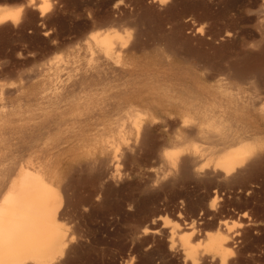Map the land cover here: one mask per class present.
Listing matches in <instances>:
<instances>
[{"label":"rangeland","instance_id":"rangeland-1","mask_svg":"<svg viewBox=\"0 0 264 264\" xmlns=\"http://www.w3.org/2000/svg\"><path fill=\"white\" fill-rule=\"evenodd\" d=\"M38 1L0 0V6L12 9L21 6L16 21L6 20L0 23V168L8 161L11 147L9 133L13 127L23 123L36 125L37 122L42 125L46 118L58 117L56 119L59 120L60 116V120L66 118L65 124L62 125L64 127L57 130L46 127L42 128V131L40 128L38 135L22 148V154H26L29 162L28 171L31 173L44 175L45 172L51 173V170L59 171L65 162L80 160L84 155L101 157L103 154L98 152L100 146H106L108 149L114 146L110 150L117 149L114 153L120 154L122 145L132 136L131 119L138 113L137 109H142L139 102H162L164 97L173 100L172 95L175 93L161 90L162 85L168 84L169 88L175 87V90L189 85L195 89L194 96H199L204 103H208L207 106V103L201 101L204 105L201 103L198 108H193L190 105L196 101L188 99V107H183L184 110L179 106H170L171 110L173 109L168 117L170 123H179L183 114L189 115L191 119L189 116L188 119L193 121L188 120L187 124L207 122L206 115L212 116L213 119L220 116V120L208 122L225 123V126L229 127L227 132H232L234 136L241 134V138L255 148H264V111L261 115L255 113L249 116H241L239 113L240 118L231 119L223 107L213 109L215 104H211L209 94L212 92L215 96L219 95L216 90L217 80L206 79L202 70L206 64L204 62L210 58L216 60L222 55L228 56L232 53H239L240 57L242 54V57L251 59V63H257L260 59L262 60L259 62H264V41L259 47L254 45L261 33L264 0H50L42 13V5H39ZM104 37L113 42L116 40L119 44L122 41L123 47L135 40L142 47L144 45V50L121 53L123 62L116 63V69L119 65L118 72L123 73L115 74L110 72L107 65H103V69L94 71L96 75L91 61L88 62L89 56L94 55L91 53L93 49L103 45L101 40ZM166 39H171L170 43L173 41L171 45L173 44L175 53L167 52L156 44L158 42L161 47H165ZM188 47L193 52H186ZM205 55H209L206 57H210L209 60L204 59ZM212 56L217 57L213 59ZM104 69L108 72L105 73ZM88 71L89 75L93 74L96 79L93 77L92 80L93 78L83 73L88 74ZM129 71L135 73H127ZM54 74H58L63 80L65 89H60V92L63 91L65 96L62 98L63 105L50 107L46 102L39 103V95L50 91L47 89L48 78ZM163 76L166 78H162ZM23 77L29 80L22 81ZM75 79L78 80L77 83ZM127 79L128 81H125ZM82 88L88 95L89 107L94 105L91 101H108L110 95H113L117 101H122V98L126 100L122 102L129 106L125 110L128 115L121 120L109 116L108 111L113 107L112 99L109 98L111 103L108 107L102 106L101 103V106L99 105L101 121L93 124L90 120L91 125L72 124L68 121L72 115L65 100ZM148 90H151L149 94ZM39 91L41 94H38ZM234 92L235 90H230V93ZM116 93L118 94L115 95ZM160 93L169 96H162ZM141 94L143 95L140 96ZM209 105L212 111L207 109ZM201 106H204L202 110ZM186 110L187 112H184ZM224 116L229 120L222 119ZM16 117L19 118L18 123L12 122L11 119ZM63 128L64 130H61ZM170 140L166 138V141H161L159 144L163 145L165 142L167 145H158L152 151L143 146L135 159H131L129 155L121 156L124 159L119 161L120 166L118 163L119 173L116 177L119 181H107L101 190V183L96 175L76 170L71 173V184L67 192L65 191L71 200L69 199L68 203V214L62 222L65 233L71 236L66 237L74 246L70 253L62 255L63 262L60 264H264V158L263 164L260 163L259 168H255L256 172L253 170L244 181L228 184L220 179L210 183L204 180L203 182L200 178L174 179L165 165L167 162L159 154H162V151H170L173 147ZM197 140L195 145L201 150V159L211 160V152L215 147L209 141ZM207 144L211 146L208 147ZM62 147H70L69 156L59 155ZM145 148L146 150H143ZM158 148H162L161 152ZM2 198L0 194V204H3ZM144 227H156L158 234L144 235L141 232ZM183 236H187L193 247V253L190 255L185 251L181 238ZM213 236L225 237L227 240L233 236L228 248L224 249V255L211 249L209 244Z\"/></svg>","mask_w":264,"mask_h":264},{"label":"bare ground","instance_id":"bare-ground-1","mask_svg":"<svg viewBox=\"0 0 264 264\" xmlns=\"http://www.w3.org/2000/svg\"><path fill=\"white\" fill-rule=\"evenodd\" d=\"M28 1L32 2V0H28ZM38 2H39V5H42L41 11H40L42 13L48 7L50 0H39ZM30 4H32V3H30ZM263 6H264V4H263ZM20 7L21 6L19 5L18 7L12 9V8H9L6 6H0V21H2V22L6 21V20L16 21L18 18V14L20 12ZM260 12H262V11L260 10ZM260 30H261V33H260L259 39L257 42H254V45L256 47H259L264 41V17H263V20L261 21ZM131 33H133V32H131ZM135 34H136V32H135ZM225 36H226V34H225ZM156 40H158V39H156ZM170 40L169 39L165 40L166 44H164L165 45V47L163 46L164 48L161 47L158 44V42H156V41L155 42L158 45V47H160L164 50H167V52H172V53L174 52L175 53V50H173V47H172L173 44L171 45V43H173V41H171V43H170ZM115 41L113 42L112 40H108L107 37H104V39L101 40V43L103 45L99 46L95 50L93 49L91 51V53L93 52L94 55L89 56L88 62L91 61V63H92L93 72L95 70H99V68L101 69L103 65H107L106 67L110 68V72L111 71L115 72V74H118L120 72L123 73V71L118 72L119 71V69H118L119 65L117 68L118 70L116 69V63L122 61L124 58V57H122L121 53L129 52L131 50H144V45L142 47L135 40H132V41L129 40L130 43L128 42L127 46L125 45L126 47L122 46V44H121V43H123L122 41L120 42V44L118 42H115ZM227 42H228V40H227ZM251 42H253V41H251ZM199 45H201V44H199ZM250 45H251V43H250ZM97 46L98 45H96V47ZM248 47H250V46H248ZM202 49H203V47H202ZM185 50H188L186 52H190L191 49H190V47H188ZM191 51L193 52V50H191ZM194 52H195V50H194ZM213 53L215 55V52H213ZM191 54L197 55V53H191ZM219 54L221 56V53H219ZM209 55H213V54H209ZM209 55H205L204 59L209 60L210 57H208V59L206 58ZM216 55L218 56V54H216ZM239 55H240L239 53H232V55L230 54L228 56H224V55H222L221 57L219 56L222 59H220V58L216 59L217 56L216 57L214 56L215 58H213V56H212V58L216 59V60H212L210 58V60H212V61H210V60L207 61L208 65H206L207 62L205 61L204 63H206V64L203 65V67H202L203 68L202 69L203 70V76L206 79H208V80L216 79L217 80V85H216L217 89L216 90L218 91L219 95L215 96L212 94V92L210 93V91L207 90V92L210 93L209 97L212 101L211 104H215L212 106L213 109L214 108H216V109L221 108L222 109V107H223L224 109H226L228 111L227 114L229 117H232L231 119H233L234 117L240 118L242 115L249 116V115H252L255 113L261 115V113H263V111H264V108H263V106H264V62L263 61L259 62L262 59H260V60L257 59V60H259V61H257V63H255L256 61H254V63H251V62H253L251 59H250L251 60V62H250V60L248 58L246 59V58L242 57V54H241L242 58ZM260 56H261V54H260ZM260 56H258V57H260ZM218 59H220V60H218ZM125 61H127V60H125ZM204 63H202V64H204ZM126 64H128V62ZM69 69H71V68H69ZM105 69H104L105 73L108 72ZM130 69H135V68H130ZM126 70H128V68ZM102 71L103 70H101V72ZM132 72L129 71L127 73H132ZM38 73H39V71H38ZM83 73L86 75L90 74V72L88 74L85 72H83ZM94 73L96 74V72H94ZM133 73H135V72H133ZM103 74H104V72H103ZM35 76H36V74L33 77H35ZM81 76L83 77V75H81ZM130 76H132V74L129 75V77ZM27 77L30 78L29 75ZM33 77H31V78H33ZM93 77L95 78V76L92 74V76H90V78H93ZM28 78L23 77L21 80L23 81V79H28ZM94 78L92 80H94ZM100 78L102 80L105 79L104 77L103 78L100 77ZM162 78H166V76H163ZM151 79H153V78H151ZM76 80L77 79H75V81ZM163 80H165V79H163ZM77 81H76V83H77ZM125 81H128V79ZM133 81H135V80H133ZM79 82H81V81H79ZM143 82L145 83V81H143ZM48 83H49V87L47 89H49L50 91L45 92L44 94H41V92H43V90H41V92L40 91L38 92V94H41V95H39V103L46 102L50 107L56 106L59 104L63 105L62 104V100H63L62 98L65 96V93H63V91H64L63 89H65V88H63V80L60 79V76H58V74H54L53 76L48 78ZM127 83L128 82H126V84ZM131 83H132V80H131ZM141 83H142V81H141ZM137 84H138V82L136 83V85ZM156 84H157V82H156ZM127 85H130V84H127ZM168 85L167 86L162 85L163 88H161V90L162 89H163V91L166 90V93H167V91L172 92L171 94L175 93V95H172L174 98L173 100H172V98L170 99V98L164 97L162 102L159 101V102H153L152 103L150 101L148 102L145 100L143 103L139 102V103H141L142 109H140L141 107L139 109H137L138 113L134 114L133 118L131 119V123L133 124V126H130L132 136L130 137L129 141L125 142L122 145L121 151L119 150L120 154H119V152H118V154L114 153L115 150H116L115 152H117V149H114L113 151L110 150L114 146L113 147L111 146L110 149H108L106 146H100L98 152L100 154H103L101 157L95 156V155H90V156L85 157V155H84L85 152H84V154H83L84 156H82L84 158H81L82 160L81 159L75 160V161L74 160H72V161L68 160L69 162H67V163L65 162V164H63L64 165L63 168L60 167L61 170H59V171L58 170H51V173L49 172V174L45 172L44 175H46V177L43 174L31 173L30 171H28L30 169L29 162L26 159V154H22V148L27 146L26 143H29L34 137H36L38 135V130L40 128H41L40 129L41 131H42V128L46 129V127L52 128V130L53 129H56V130L60 129L61 127H64L62 125H63L66 118L64 120H62V119L60 120L61 116L59 117V120H57L58 117H55L54 119L46 118L44 120V122H42L43 123L42 125L39 124V122H37L36 125L31 124V123H28V124L23 123L25 125L20 124V126L16 127L17 130L15 127H13V129L10 130L9 142H10L11 147L9 149L8 161L5 165H3L0 168V194L3 197L2 198L3 204H0V264H60L61 262H63V261H61L62 255L65 253L67 254L71 250V248H73V246H74V245H71L70 239L67 238L70 234L68 235V234H66L67 232L65 233L64 228H63L64 222H62L64 217L68 214L67 208H68V203H69L70 198L67 197L68 194L66 193L67 192L66 190L68 189V187H70V184H71L70 180L71 179L69 180V178L72 176L71 173L74 170L80 171V172L82 171L84 173H87L88 175H93V176L96 175L95 177L100 180V183H101L100 190H101L102 185L104 183H106L107 181H111V183H114L115 180H118V179H116L117 173H119L118 163L120 166L121 158L124 159V157H121V156L129 155L131 159H133V158L135 159L136 154L139 151H142L141 149L143 146L144 147L146 146L149 151H152L156 147H158V145L164 147L165 142L163 143V145L159 144V143L161 141H166V138H170L171 140L169 142H171L173 144V147L170 149V151H162V154L161 153H159V154L162 155L164 160L167 162V163H165V165H167L166 167L170 171V174L172 175V177L174 179L196 178V180H197V178H200V179H202V181L203 180L206 181V183H210V181L213 182V180L220 179L223 181V183L229 184V183H235L238 181H244L250 176V174H252V171L255 170V168L258 167L260 165V163H262V160L264 158V151H263L264 148L261 146H259L258 148H255L253 145H251L250 143H247L243 138H241V134H237L236 136H234V134L232 132H227L229 127L225 126V123H223L224 124L223 125V124H221V122H214V123L208 122L209 120H217V119L220 120L221 119L220 116H217V118L213 119V118H211L212 116L206 115L205 118H206L207 122H202V123L199 122L196 124H194V123L187 124L186 121H188V120L190 121L191 118L188 115L190 118V119H188L187 114H183L184 116L182 115L183 116L182 118L179 116L181 118L179 123L178 122H177V124L176 123H173V124L170 123L168 121V119H169L168 117L171 116V113L173 110V109L171 110L170 106L174 105L176 107L179 106L180 108H183L187 105V107H188V104L186 103V101L188 99H192L193 101H196V102L191 103L190 106L193 108H198L203 101H202V98H199V96H198V98H197V96H194L195 94H193V93H194L195 89L193 87L191 88L189 85H186L183 88L179 87L180 90H175L174 89L175 87L173 89L171 87L169 88ZM68 86H69V84H68ZM123 87L125 88L126 86L123 85ZM27 89H29V87ZM60 89H62L63 91L60 92ZM154 89H155V87H154ZM230 90H235V92L230 93ZM149 91H151V90H148V94L150 93ZM118 92H120V90ZM140 92L138 91V93H140ZM145 92H147V91H145ZM156 92H159V91H156ZM156 92L154 93V95L156 94ZM160 92H162V91H160ZM117 94L118 93H116L115 95H117ZM142 95L143 94H141L140 96H142ZM166 95H168V94H166ZM166 95H162V96H166ZM196 95H198V94H196ZM129 96H131V95H129ZM162 96H159V97L162 98ZM87 97H88V95L84 91V88H82L79 91H77V93L71 94V97L66 98L65 101L67 102L68 107H70V110H71V113L70 112L69 113L72 115L71 117H69L70 119H68V121L71 122L72 124H75V125H79L82 123L87 124L90 122V120H92L93 124H94V123H97L99 120L101 121L102 117L100 116L101 114L99 111V105L100 106H101V104H102V106L109 105L111 103V100H109V98L112 99L111 104L113 105V107L110 110L108 109L109 111L106 110V112L107 111L109 112V116L116 117L117 119L121 120V119H123V117L128 115V111L126 112L125 110L129 106L124 103L126 100H123V98H122V101H124V102L115 100V96H113V95H110V97L108 95V97H109L108 101H103V102H99L97 100H95L94 102L91 101L92 103H94V105H92V107H89L88 105L90 103L88 102L89 100L87 101ZM118 97H119V95H118ZM147 97H149V96H147ZM150 97H151V95H150ZM124 99H126V98H124ZM145 99H147V98H145ZM131 100H132V98L130 99V102H131ZM137 102L135 104H137ZM206 103H204V104H206ZM129 104H131V103H129ZM207 106H208V103H207ZM137 107H138V105H137ZM202 107H204V106H201V110H202ZM207 109L211 110L210 105ZM224 109L222 111H224ZM179 110H181V109H179ZM183 110H184V108H183ZM179 112H182V111H179ZM184 112H187V110ZM215 113H217V112H215ZM223 113H225V112H223ZM239 113H240V115L241 114L242 115L240 116ZM70 114L67 113V115H70ZM199 114H201V113H199ZM204 114H205V112H204ZM144 116H145V118H144ZM196 116H197V113H196ZM100 117H101V119H100ZM186 117H187V119H186ZM226 118L227 117L222 118V119H226ZM173 119L176 120L177 118H173ZM227 119L229 120V118H227ZM227 119H226V121H228ZM110 120H111V118H110ZM239 120H241V119H239ZM11 121L14 123L15 122L18 123L19 118L16 117L13 120L11 119ZM103 121H105V120H103ZM190 122H193V121H190ZM90 125H89V127H90ZM68 127H69V125H68ZM123 129H125V128H123ZM61 130H64V128ZM77 131H78V129H77ZM43 132H45V131L43 130ZM95 132H97V131H95ZM57 133H59V132L57 131ZM49 134H51V133H49ZM62 135H60V136H62ZM64 136H66V135H64ZM89 138H91V137H89ZM197 139L209 141L211 143V145L213 147H215L214 151H213V149H211L213 151V152H211L213 155V158L211 160L209 159V160L204 161L203 159H201V155H202L201 150L198 147H196V145H195V140H197ZM198 140H197V142H198ZM36 143L38 144V142H36ZM74 144H76V143H74ZM112 144H114V143H112ZM197 145H199V143ZM211 145H208V147ZM35 146H37V145H35ZM77 147H76V149H77ZM83 147H84V143H83ZM69 148L64 147L63 149H61V153L59 152V155L62 154V157L67 156L68 152L70 151ZM143 150H146V148ZM156 150H155V152H156ZM161 150H162V148H161ZM161 150L159 149V152H161ZM71 151H72V149H71ZM0 152H1V150H0ZM74 154H76V153H74ZM88 154H89V152H88ZM77 155L78 154H76V156ZM75 158H77V157H75ZM139 159H140V157H139ZM56 161H58V160H56ZM162 167H164V166H162ZM255 172H256V170H255ZM169 177L171 178L170 175H169ZM164 178L167 179L166 177H164ZM76 181H78V179ZM156 181H157V179H156ZM76 183H78V182H76ZM106 186H108V185H106ZM96 188H97V186H96ZM90 195H91V193H90ZM94 196H96V195H94ZM190 225H191V223H190ZM222 225L223 224H221V226ZM218 229H220V228H218ZM141 232L144 235L148 234V233L150 235H152V234L157 233L158 230L156 229V227L155 228L144 227ZM163 232H166V231L163 230ZM230 233H232V232H230ZM233 236L229 237V240H227L225 237L222 238V237L213 236L210 238V244L209 245H210L211 249L215 250L216 252L222 253L224 255V253H225L224 249L228 248L229 241H231L230 239L233 238ZM69 237H71V236H69ZM181 238H183L182 242H183V245L185 247L186 253L190 255L191 253H193V247L188 242L187 236H183ZM73 243H75V242H73ZM76 245H77V243H76ZM72 255H73V253H72ZM195 261L196 260L194 258L193 263H195Z\"/></svg>","mask_w":264,"mask_h":264},{"label":"snow or ice","instance_id":"snow-or-ice-1","mask_svg":"<svg viewBox=\"0 0 264 264\" xmlns=\"http://www.w3.org/2000/svg\"><path fill=\"white\" fill-rule=\"evenodd\" d=\"M213 205H215V201H213Z\"/></svg>","mask_w":264,"mask_h":264},{"label":"clouds","instance_id":"clouds-1","mask_svg":"<svg viewBox=\"0 0 264 264\" xmlns=\"http://www.w3.org/2000/svg\"><path fill=\"white\" fill-rule=\"evenodd\" d=\"M0 22H2V21H0Z\"/></svg>","mask_w":264,"mask_h":264}]
</instances>
